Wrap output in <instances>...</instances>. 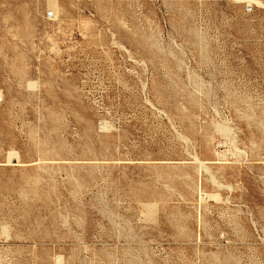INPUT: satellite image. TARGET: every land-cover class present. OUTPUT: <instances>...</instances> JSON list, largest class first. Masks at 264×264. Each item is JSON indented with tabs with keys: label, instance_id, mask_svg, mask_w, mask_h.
Listing matches in <instances>:
<instances>
[{
	"label": "rangeland",
	"instance_id": "1",
	"mask_svg": "<svg viewBox=\"0 0 264 264\" xmlns=\"http://www.w3.org/2000/svg\"><path fill=\"white\" fill-rule=\"evenodd\" d=\"M0 264H264V0H0Z\"/></svg>",
	"mask_w": 264,
	"mask_h": 264
}]
</instances>
